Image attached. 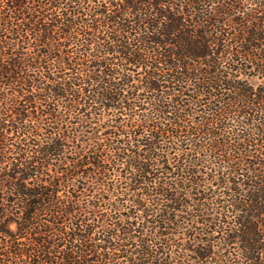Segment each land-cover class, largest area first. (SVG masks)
Returning <instances> with one entry per match:
<instances>
[{"label":"trees","instance_id":"trees-1","mask_svg":"<svg viewBox=\"0 0 264 264\" xmlns=\"http://www.w3.org/2000/svg\"><path fill=\"white\" fill-rule=\"evenodd\" d=\"M0 264H264V0H0Z\"/></svg>","mask_w":264,"mask_h":264}]
</instances>
